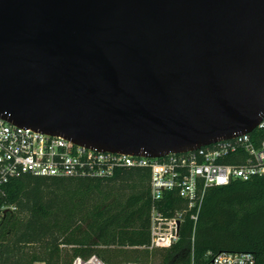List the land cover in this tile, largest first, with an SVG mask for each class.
Instances as JSON below:
<instances>
[{"label": "water", "instance_id": "obj_1", "mask_svg": "<svg viewBox=\"0 0 264 264\" xmlns=\"http://www.w3.org/2000/svg\"><path fill=\"white\" fill-rule=\"evenodd\" d=\"M0 117L159 157L264 118V0H0Z\"/></svg>", "mask_w": 264, "mask_h": 264}, {"label": "trees", "instance_id": "obj_2", "mask_svg": "<svg viewBox=\"0 0 264 264\" xmlns=\"http://www.w3.org/2000/svg\"><path fill=\"white\" fill-rule=\"evenodd\" d=\"M149 180L147 168L10 179L0 196V264H74L93 255L105 264H208L222 252H251L264 264V175L208 187L196 221L175 191L155 201ZM154 205L168 216L183 210L169 247L150 246Z\"/></svg>", "mask_w": 264, "mask_h": 264}, {"label": "built area", "instance_id": "obj_3", "mask_svg": "<svg viewBox=\"0 0 264 264\" xmlns=\"http://www.w3.org/2000/svg\"><path fill=\"white\" fill-rule=\"evenodd\" d=\"M258 128L264 129V118L255 129ZM252 132L190 151L154 157L92 148L62 135L25 129L0 117V196L10 179L22 173L107 178L122 168H147L153 199L159 201L165 192L175 191L196 221L208 187L264 175V135L255 141ZM182 217L181 209L168 216L154 205L150 246H171L179 237ZM254 263L251 252H222L214 255L208 264Z\"/></svg>", "mask_w": 264, "mask_h": 264}, {"label": "rangeland", "instance_id": "obj_4", "mask_svg": "<svg viewBox=\"0 0 264 264\" xmlns=\"http://www.w3.org/2000/svg\"><path fill=\"white\" fill-rule=\"evenodd\" d=\"M74 264H105L101 258H99L97 255H93L90 259L88 260H83V259H79L77 258L74 262ZM125 264H140V263H136V262H129V263H125Z\"/></svg>", "mask_w": 264, "mask_h": 264}]
</instances>
